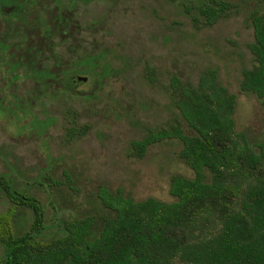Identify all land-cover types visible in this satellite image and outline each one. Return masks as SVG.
Wrapping results in <instances>:
<instances>
[{
  "label": "rangeland",
  "instance_id": "rangeland-1",
  "mask_svg": "<svg viewBox=\"0 0 264 264\" xmlns=\"http://www.w3.org/2000/svg\"><path fill=\"white\" fill-rule=\"evenodd\" d=\"M255 3L262 4L55 0L72 30L69 35L55 32L53 44L40 49L36 65L20 66L15 53L9 52L15 47L0 45V173L41 202L44 236L57 233L63 218L82 216L100 185L119 188L133 199L173 198L168 192L170 177L192 176L178 156L181 142L162 138L146 144L139 156L132 155L129 144L147 129L170 123L191 133L171 105L178 82L196 91L221 84L233 93L234 131L258 152L264 137V104L239 86L242 68L252 62L247 47L251 27L244 18ZM217 4L221 10L208 22L199 9ZM92 49L96 63L87 67L85 58L82 67L75 62ZM51 57L64 65L76 64L83 79L76 83L77 92H35V72L50 67ZM21 70L32 72L34 78L19 74ZM10 74L18 77L17 83L6 87L2 79ZM8 204L0 189V210Z\"/></svg>",
  "mask_w": 264,
  "mask_h": 264
},
{
  "label": "trees",
  "instance_id": "trees-1",
  "mask_svg": "<svg viewBox=\"0 0 264 264\" xmlns=\"http://www.w3.org/2000/svg\"><path fill=\"white\" fill-rule=\"evenodd\" d=\"M253 1L262 4L244 18L251 27L252 62L242 68L239 86L264 104V0ZM220 6L199 10L212 22ZM88 52L90 67L97 57ZM45 71L38 69L43 82ZM174 86L171 105L191 133L170 123L129 144L139 156L156 140L181 142L178 156L192 176L170 177L173 198L133 199L100 185L82 216L63 218L57 233L44 236L41 202L0 173L9 201L0 210V264H264V137L255 152L234 131V94L221 84L206 91Z\"/></svg>",
  "mask_w": 264,
  "mask_h": 264
},
{
  "label": "flooded vegetation",
  "instance_id": "flooded-vegetation-1",
  "mask_svg": "<svg viewBox=\"0 0 264 264\" xmlns=\"http://www.w3.org/2000/svg\"><path fill=\"white\" fill-rule=\"evenodd\" d=\"M67 17V15H62V10L58 4H55V0H0V45L6 43L8 46H14L17 50L11 52L8 47L9 52L15 53V61L27 69L33 63L36 65V61L39 60L38 54L41 53L40 49H43V46L53 44L55 32L58 34L59 32L63 34L67 32L69 35L68 32L72 29H67L69 24ZM61 29L63 31H60ZM86 55L85 53L78 55L82 57V59L79 58L82 67H85ZM75 62L77 63V59ZM75 66V63L64 65L51 57L50 67L37 68V72L39 68L41 71L46 70L45 83L39 79L38 73L35 72L37 75L36 79L33 80L35 92L54 90L77 92L76 83L82 76H79L80 70ZM19 74L22 75L23 70ZM27 74H23V76L31 75L33 77L32 72ZM16 78L18 77H12L10 74L8 80L2 79V82H6V87H11L17 83ZM10 103L18 105L15 101H10Z\"/></svg>",
  "mask_w": 264,
  "mask_h": 264
}]
</instances>
